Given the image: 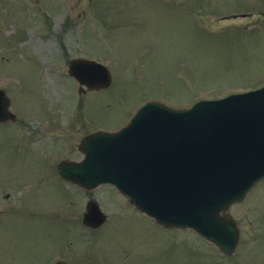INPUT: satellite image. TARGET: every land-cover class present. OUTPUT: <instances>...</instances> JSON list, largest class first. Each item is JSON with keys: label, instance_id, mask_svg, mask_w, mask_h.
I'll return each mask as SVG.
<instances>
[{"label": "rangeland", "instance_id": "1", "mask_svg": "<svg viewBox=\"0 0 264 264\" xmlns=\"http://www.w3.org/2000/svg\"><path fill=\"white\" fill-rule=\"evenodd\" d=\"M106 65L109 88L78 93L70 60ZM264 85V0H0V264H264V181L230 208L231 255L163 229L112 187L64 183L80 139L117 130L146 101L189 107ZM94 198L107 214L81 224Z\"/></svg>", "mask_w": 264, "mask_h": 264}, {"label": "water", "instance_id": "2", "mask_svg": "<svg viewBox=\"0 0 264 264\" xmlns=\"http://www.w3.org/2000/svg\"><path fill=\"white\" fill-rule=\"evenodd\" d=\"M68 72L89 91L111 81L92 61L73 60ZM9 104L0 90V122L15 119ZM79 149L81 163L58 164L63 178L86 189L111 183L158 224L194 229L230 253L238 230L226 211L264 178V87L183 110L147 103L121 131L89 135ZM103 221L91 201L83 222Z\"/></svg>", "mask_w": 264, "mask_h": 264}]
</instances>
